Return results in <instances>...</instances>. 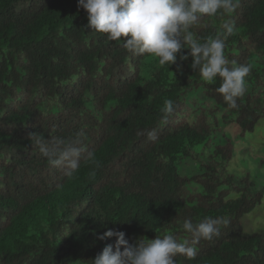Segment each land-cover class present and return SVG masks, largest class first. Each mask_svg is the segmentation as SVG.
Here are the masks:
<instances>
[{
    "label": "trees",
    "instance_id": "16d2710c",
    "mask_svg": "<svg viewBox=\"0 0 264 264\" xmlns=\"http://www.w3.org/2000/svg\"><path fill=\"white\" fill-rule=\"evenodd\" d=\"M224 19L237 30L225 42L229 66H251L236 108L191 56L161 66L92 31L79 0H0V264H93L115 250L116 237L99 239L109 229L130 243L166 234L182 242L192 239L184 220L206 217L221 221L219 235L176 264H264V230L242 222L264 186L230 170L237 142L227 131L236 126L243 139L264 124V0H238L230 17L205 16L191 30L215 36ZM81 129L101 162L95 178L83 163L66 178L30 138Z\"/></svg>",
    "mask_w": 264,
    "mask_h": 264
},
{
    "label": "clouds",
    "instance_id": "9594fccd",
    "mask_svg": "<svg viewBox=\"0 0 264 264\" xmlns=\"http://www.w3.org/2000/svg\"><path fill=\"white\" fill-rule=\"evenodd\" d=\"M79 6L88 13V24L92 31L104 33L111 41L123 42V47L138 55L158 58L161 66H171L180 59L193 58L191 67L197 70L204 82L221 80L216 91L222 95L229 108L237 107V98L246 91L245 78L251 71L247 64L229 66L225 56V42L236 34L231 19H224L218 34L197 38L191 30L202 17H230L238 7V0H79ZM182 49H189L185 54ZM173 101H164L162 119L167 120L173 112ZM149 140L156 139L153 132L147 133ZM34 145L47 159L48 164L62 169L63 175L73 179L82 163L89 168V177L95 178L101 162L87 147L86 132L81 129L74 136L54 138L50 142L43 137L30 134ZM219 219L206 217L193 223L185 219L182 228L192 239L182 242L172 234L154 239H138L130 243L126 233L109 229L99 239L116 237L113 245L106 246L94 259L93 264H176L177 254L193 259V247L201 239L211 240L219 235Z\"/></svg>",
    "mask_w": 264,
    "mask_h": 264
},
{
    "label": "rangeland",
    "instance_id": "374dc122",
    "mask_svg": "<svg viewBox=\"0 0 264 264\" xmlns=\"http://www.w3.org/2000/svg\"><path fill=\"white\" fill-rule=\"evenodd\" d=\"M227 131L237 142L236 155L230 162V170L239 175L249 172L259 188L264 186V124H258L254 133L243 139L237 138L238 128L233 126ZM243 228L246 232L264 230V199L261 205L243 217Z\"/></svg>",
    "mask_w": 264,
    "mask_h": 264
}]
</instances>
